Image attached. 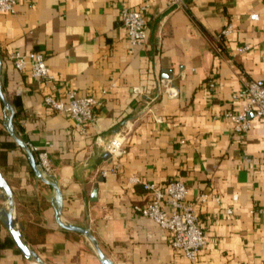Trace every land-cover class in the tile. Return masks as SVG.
<instances>
[{"label": "crops", "instance_id": "0c3cea01", "mask_svg": "<svg viewBox=\"0 0 264 264\" xmlns=\"http://www.w3.org/2000/svg\"><path fill=\"white\" fill-rule=\"evenodd\" d=\"M122 8H144L143 47L131 48ZM229 25L217 51L214 39ZM11 52L41 53L53 83L16 71ZM0 60L14 134L25 144H51L60 221L89 229L114 264H264V120L250 114L249 131L234 134L223 117L240 110L233 97L246 81H264V0H18L14 15L0 14ZM169 87L176 97L167 96ZM70 91L98 101L85 133L43 103L45 95L66 102ZM9 116L0 98V174L22 240L44 264H101L84 236L58 226L54 189L7 131ZM114 136L124 138L125 154L119 172L104 177L112 162L100 141ZM130 177L161 189L180 180L190 204L207 195L195 205L206 245L194 261L133 212L147 195ZM0 264H36L2 218Z\"/></svg>", "mask_w": 264, "mask_h": 264}, {"label": "built area", "instance_id": "2783aa9c", "mask_svg": "<svg viewBox=\"0 0 264 264\" xmlns=\"http://www.w3.org/2000/svg\"><path fill=\"white\" fill-rule=\"evenodd\" d=\"M180 0H174L179 2ZM18 0H0V14L14 15ZM144 10V8L142 9ZM122 8L119 13L121 25L125 29L127 40L131 48L143 47L147 42V25L143 12ZM231 26H227L215 37V48L220 51L224 39L229 35ZM237 53H244L248 47H238ZM8 60L18 72L29 71L31 76L43 83H53L54 77L48 68L45 57L38 52H11ZM213 88V84H209ZM134 92L140 93L139 88H134ZM167 96L174 98L177 96L175 87L166 89ZM67 101L63 102L52 95L43 97L44 105L51 111L69 116L78 131L85 133L87 127L94 119V110L98 101L91 96H78L74 91L67 93ZM233 100H241V108L237 112L228 111L223 117L231 123V132L234 134H244L250 129L249 115L264 120V81L248 80L240 91L234 95ZM156 121L160 122L159 118ZM29 151L35 156L36 164L42 175L46 178L52 177L54 169L49 157L51 144L46 142L42 146L30 143L26 144ZM100 145L109 155L112 165L109 169L101 171L102 176L117 174L120 170V159L125 154L124 138L114 136L108 143L100 141ZM128 183L140 185L146 192L147 200L143 205H134L133 212L141 218L156 224L161 230L166 231L171 237V246L179 251L187 260L194 261L205 245L206 237L200 227L195 205L207 201V195L203 194L196 198L194 204L187 202V188L180 180H172L161 189L152 183H145L137 177H130ZM218 201V199H215ZM261 212V211H259Z\"/></svg>", "mask_w": 264, "mask_h": 264}, {"label": "water", "instance_id": "95a60500", "mask_svg": "<svg viewBox=\"0 0 264 264\" xmlns=\"http://www.w3.org/2000/svg\"><path fill=\"white\" fill-rule=\"evenodd\" d=\"M0 72H1V60H0ZM0 98L4 104L5 109L10 112V116L8 118L7 126H6L7 131L13 137V139L16 141V143L26 152L28 159H29V163H30L35 175L38 177V179L40 181H42L44 184H46V185H48L54 189V192H55L54 204H55V207L57 208V210H56V222H57L58 226L64 230L76 232V233H79L82 236H84L89 241L91 246L93 247V249H94V251H95V253H96L101 264H114L110 259H108L107 257H105L103 255V253L101 252V250L98 246L96 239L94 238V236L92 235V233L90 232L89 229L76 227V226H72V225H66L60 221L61 206H62L61 192H60L56 182L53 180L52 177L46 178L42 175L41 171L37 167L34 156L29 151L27 145L23 141L18 139L17 136L14 134L13 124H12L13 111H12L10 105L4 99L2 92H1V88H0ZM250 116H252V115H250ZM106 156H109V155H106ZM101 180L102 179L100 178L99 181H101ZM0 189L3 192V198H5V200L7 201V209H5V208L0 209V218L3 219L4 226L9 231L13 241L15 242L18 249L21 251L22 255L28 261L33 260L36 264H44L39 259L37 254L34 253L33 251H31L27 247L26 243L22 240L20 229L16 227L15 220L13 219V215H12V209H13L12 193H11L9 186L7 185V183L5 182V180L1 174H0ZM96 192H97V187H95L92 195L95 196Z\"/></svg>", "mask_w": 264, "mask_h": 264}]
</instances>
